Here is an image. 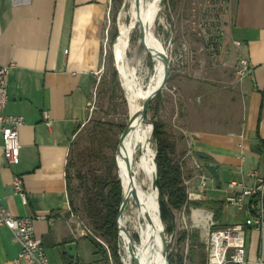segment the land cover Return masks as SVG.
<instances>
[{
    "label": "crops",
    "instance_id": "1",
    "mask_svg": "<svg viewBox=\"0 0 264 264\" xmlns=\"http://www.w3.org/2000/svg\"><path fill=\"white\" fill-rule=\"evenodd\" d=\"M113 1L0 0V66L10 65L5 112L24 118L17 163L7 162L0 134V206L16 216L37 217L35 234L55 264H97L100 259L71 217L67 170L73 135L86 117L87 94L101 69ZM229 7L230 32L252 67L245 76L244 117L233 130L205 127L192 133L193 154L202 166H217L221 186L206 167L186 182L190 204L222 205L219 225L245 219L243 210L224 202L226 184H252L251 171L264 177V0H229ZM201 174L208 177L205 189L199 188ZM16 175L23 178L26 202L14 192ZM230 209L237 212L230 215ZM71 241L77 242L76 259L65 249ZM19 248L11 231L0 226V264H13ZM244 264H264V225L248 230Z\"/></svg>",
    "mask_w": 264,
    "mask_h": 264
},
{
    "label": "rangeland",
    "instance_id": "2",
    "mask_svg": "<svg viewBox=\"0 0 264 264\" xmlns=\"http://www.w3.org/2000/svg\"><path fill=\"white\" fill-rule=\"evenodd\" d=\"M128 3V0L113 1L108 35L106 37L105 34L107 39L104 37L103 41L101 69L95 74L87 94L86 117L80 121L73 135L67 170L72 209L102 241L97 240L107 249L109 264H114L108 251L110 243L95 230L84 206L94 174L108 171L119 178L115 153L120 135L130 118V106L126 88L118 73V26L120 12H124L122 21H126L127 26L132 21L131 16L126 14ZM160 4L161 9L151 25L150 40L146 37L145 26L154 14L155 0L146 22L140 27L135 26V22L133 26L127 54L131 62L128 73L134 80L137 78L139 86L146 90L157 83L159 57L161 52L167 53L170 61L169 77L165 86L152 98L146 120L153 126L154 123L164 125V130L174 144L172 158L182 166L186 184L193 174L201 173L205 168L195 164V159L198 162L199 159L192 152L193 131L205 127L233 130L243 121L249 85L247 77H242L239 68L240 59L245 53L230 32L229 0H161ZM114 35L119 38L113 46L116 40ZM120 148L121 145L117 151L118 157ZM151 148L156 154L154 132ZM132 166L130 175L135 177ZM123 174L124 177V167ZM145 175L146 183L153 185V173L147 172ZM207 206L188 203L180 210H172V230H167L162 221L161 234L164 231L167 237L168 256L176 261L182 256L183 264H206L211 219L204 217V210L210 213L215 211L213 207ZM197 208L200 210L193 211ZM229 211L230 215L237 212L234 209ZM198 213L203 216L199 217ZM133 240H139L134 232ZM121 241L119 233L118 254L122 264H125ZM99 257L97 264H107Z\"/></svg>",
    "mask_w": 264,
    "mask_h": 264
},
{
    "label": "built area",
    "instance_id": "3",
    "mask_svg": "<svg viewBox=\"0 0 264 264\" xmlns=\"http://www.w3.org/2000/svg\"><path fill=\"white\" fill-rule=\"evenodd\" d=\"M110 20L109 10L108 26ZM108 30L107 27L106 37ZM106 37L105 39H107ZM237 44L240 45V42L237 41ZM9 69L10 65L0 66V134L3 138L7 162L12 164L19 160L21 149L19 133L24 118L22 115L5 112L9 100L6 80ZM239 71L242 77L252 73V67L246 55L240 59ZM43 117L44 119L48 118L47 111H44ZM195 164L199 168L202 167L196 159ZM248 175L254 178L252 184H247L244 180H231L225 186L226 195L224 197L226 204L244 211V221L231 225H219L215 219V212L206 211L210 213L209 219H211L206 243V264H244L246 262V235L248 230L261 229L264 225V177L259 176L256 171H251ZM207 186L208 177L201 174L199 188L205 189ZM13 188L14 192L26 202L27 194L21 175L15 176ZM197 210L200 208L193 211ZM70 211L71 217H75L78 226L81 227L82 234L101 241L72 208ZM198 216L202 217L203 215L198 213ZM36 218L34 216H16L8 209L0 206V226H6L11 231L13 240L20 246L13 264H55L48 257L42 239L35 234L34 223Z\"/></svg>",
    "mask_w": 264,
    "mask_h": 264
},
{
    "label": "bare ground",
    "instance_id": "4",
    "mask_svg": "<svg viewBox=\"0 0 264 264\" xmlns=\"http://www.w3.org/2000/svg\"><path fill=\"white\" fill-rule=\"evenodd\" d=\"M128 2L126 14L131 16L132 21L127 26L126 21H122L124 12H120L118 26L120 27V65L119 70H117L126 88L130 106V117L132 115H137V117L131 123L128 134L122 139L119 153L121 156H119L121 183L125 197V206L119 220L121 244L124 248L125 264H135V259L136 262L138 260L139 264H168L163 254V241L161 239L162 219L160 215L159 193L153 188L152 183L148 184L145 181V174L147 172H152L153 176L155 173L154 155L156 154L151 148V139L153 137L152 125L142 121L139 116V111L146 94L152 91L162 80L165 64L164 52L162 53L160 50L162 55H159L157 66V83L144 90L141 85L139 86L138 79L135 78L134 80L128 73V66L131 62L130 59H127V54L131 31L135 22L138 23V25H136L137 23L135 24L137 27L143 25L146 19L149 18V14L153 11L154 5L153 0H128ZM160 3L161 0H155L154 14L148 19L145 26L148 40L151 39V25L161 9ZM125 68L127 72H125ZM131 166L135 171V177L130 175ZM123 167L126 177H123ZM124 187L126 188L124 189ZM133 192L136 194H133ZM152 193L156 207L151 203V200H153L151 199ZM147 214L150 216L151 221L147 219ZM205 218L209 219L210 213H207ZM133 232L138 235V242L133 240Z\"/></svg>",
    "mask_w": 264,
    "mask_h": 264
},
{
    "label": "trees",
    "instance_id": "5",
    "mask_svg": "<svg viewBox=\"0 0 264 264\" xmlns=\"http://www.w3.org/2000/svg\"><path fill=\"white\" fill-rule=\"evenodd\" d=\"M114 38H116V40L113 46L118 42L119 36L117 35L116 37V35H114ZM163 126L164 125L160 123H154V136L157 140L155 158L157 164V183L161 219L163 223L166 224L167 230H172L174 226V214L172 210H180L184 206H187L189 199L187 187L184 183L185 178L183 176L182 166L172 158L171 154L174 151V144L170 141V137ZM120 145L121 143L117 146V151H119ZM117 151L115 153V161L120 179L112 175V173L109 174L108 171L97 175L94 174L92 185L87 190L84 207L86 215L95 230L110 243L108 250L111 253L114 264H122L118 254L119 231L117 227V217L123 197V188L121 183V165L119 166ZM201 157L209 159V157L205 155H201ZM152 204L156 207L154 198ZM195 204L200 205V203ZM215 204L218 203L215 202ZM221 210L222 205L215 209L216 220H218ZM88 237L96 248V252L107 264H109L107 249H105L94 237ZM135 239H137L136 236ZM168 264H183V257L180 256L176 261L172 256H169Z\"/></svg>",
    "mask_w": 264,
    "mask_h": 264
},
{
    "label": "water",
    "instance_id": "6",
    "mask_svg": "<svg viewBox=\"0 0 264 264\" xmlns=\"http://www.w3.org/2000/svg\"><path fill=\"white\" fill-rule=\"evenodd\" d=\"M136 25H138V23ZM163 56H164V59H165V64H164V68H163L162 80L152 91H150L149 93L146 94V97L144 98L142 106H141V109L139 111V116L141 117L142 121H144V122H147L146 114H147L148 109L150 108V105H151V102H152V98L154 96H156L160 92V90L165 86V84L167 82V79L169 77L170 61H169V58H168V56L166 54L163 53ZM136 117H137V115H132L129 118V121H128L127 125L125 126V128L123 129V131H122V133L120 135L118 145L121 143V140L128 134L129 127H130L131 123L136 119ZM151 125H152V133H153L154 132V126H153V124H151ZM155 158H156V155L154 157L155 173H154V180H153V185L152 186L159 193L158 183H157V164H156V159ZM205 167L211 173V175L215 179L217 185L220 187L221 183H220V179H219V172H218L217 166L215 164H213V163H207L205 165ZM131 176H132V174H131ZM133 194H136V193L133 192ZM124 206H125V197H124V194H123L121 205H120V208H119L118 217H117V224H118L117 227H118L119 233H120L119 217L122 214ZM147 219L149 221H151V218H150V216L148 214H147ZM161 237H162V241H163V254H164L167 262H169V256L167 254V249H168L167 237H166L164 231L162 232ZM65 249H66L67 254L70 257L76 259V256H77V242L76 241H71V242L66 243L65 244ZM132 253H133V251H132ZM135 264H139L138 260L136 262V259H135Z\"/></svg>",
    "mask_w": 264,
    "mask_h": 264
}]
</instances>
